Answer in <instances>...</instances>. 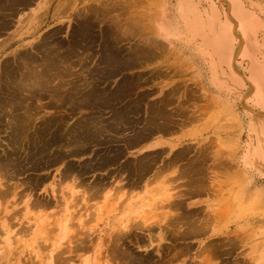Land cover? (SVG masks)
<instances>
[{"label":"rangeland","instance_id":"374dc122","mask_svg":"<svg viewBox=\"0 0 264 264\" xmlns=\"http://www.w3.org/2000/svg\"><path fill=\"white\" fill-rule=\"evenodd\" d=\"M0 9V264H264V0Z\"/></svg>","mask_w":264,"mask_h":264},{"label":"bare ground","instance_id":"6f19581e","mask_svg":"<svg viewBox=\"0 0 264 264\" xmlns=\"http://www.w3.org/2000/svg\"><path fill=\"white\" fill-rule=\"evenodd\" d=\"M20 1H21V0H20ZM24 2H25V1H24ZM8 3H9V2H8ZM25 3H26V2H25ZM0 10H1V9H0ZM238 15H239L242 19L245 20V22H244L243 20H242V21H243L244 23H246V24H244V26H245L246 28H250V27H252V26L254 25V23H253L252 20H251V21L247 20L246 14H244V13L242 12V10H238ZM189 21H190V25L195 27V31H198V32L200 33L201 30H202V26H199L198 22H193V21H191V19H189ZM186 23H187V21H186ZM4 30H5V29H4ZM51 47H53V46H51ZM55 47H56V46H55ZM52 50H53V49H52ZM41 51H42V50H41ZM43 51H44V50H43ZM50 56L53 57L54 55H50ZM55 56H56V54H55ZM53 59H54V58H53ZM44 60H45V59H44ZM54 60H55V59H54ZM58 60H59V59H58ZM78 61H79V60H78ZM53 62H54V61H53ZM51 63H52V61H51ZM58 63H59V62H58ZM61 63H62V62H61ZM53 64H54V63H53ZM56 64H57V63H56ZM51 65H52V64H51ZM62 66H63V65H62ZM62 66H61V67H62ZM67 66H68V65H67ZM67 66H66V67H67ZM34 67H35V66H34ZM36 67H37V66H36ZM38 67H39V66H38ZM40 67H41V66H40ZM53 67L55 68L54 65H53ZM53 67H52V68H53ZM115 67H116V66H115ZM50 68H51V67H50ZM46 69L48 70V68H46ZM35 70H36V69H35ZM54 70H55V69H54ZM58 70H60V69H58ZM36 71H37V70H36ZM36 71H35V72H36ZM49 71H50V70H49ZM47 72H48V71H47ZM50 72H51V71H50ZM53 72L55 73V71H53ZM56 72H57V70H56ZM59 72H61V70L58 71V73H59ZM56 74H57V73H56ZM69 74H70V73H69ZM58 75H59V74H58ZM60 75H61V73H60ZM55 76H56V75H55ZM65 76H66V75H65ZM26 77H27V76H26ZM26 77H25V78H26ZM62 77H63V76H62ZM62 77H61V78H62ZM35 78H37V77H35ZM35 78L32 77V79H30L31 81H30V80L27 81V82L29 83V86H30V83L33 84L34 81L32 82V80H35ZM40 78H41V77H40ZM40 78H39V79H40ZM47 78H48V77H47ZM52 78H53V77H52ZM52 78H50V80H51ZM56 78H57V77H56ZM26 79H27V78H26ZM28 79H29V78H28ZM39 79H38V80H39ZM44 79H45V78H44ZM53 79H54V78H53ZM42 80H43V79H42ZM25 81H26V80H25ZM44 81H45V80H44ZM75 81H76V80H75ZM27 82H26V83H27ZM35 82L38 83L37 79L35 80ZM35 82H34V84L36 85ZM39 82H40V81H39ZM41 82H42V81H41ZM41 82H40V83H41ZM61 82H62V81H61ZM72 82H73V81H72ZM14 83H15V82H14ZM26 83H25V84H26ZM28 83H27V85H28ZM40 83H38L40 86L43 85V84H40ZM73 83H74V82H73ZM17 84H18V83H17ZM25 84H24V85H25ZM62 84H63V83H62ZM22 85H23V84H22ZM22 85H20V86H22ZM27 85H26V86H27ZM39 85H38V86H39ZM50 85H51V84H49V87H51V89H52V86H50ZM58 85H59V83H58ZM15 86H16V85H15ZM26 86H25V87H26ZM40 86H39V88H40ZM45 86H46V85H45ZM45 86H44V87H45ZM47 86H48V85H47ZM47 86H46V87H47ZM84 86H85V85H84ZM25 87H24V88H25ZM27 87H28V86H27ZM36 87H37V85H36ZM41 87H42V86H41ZM44 87H43V89H44ZM58 87H59V86H58ZM58 87H56V88L59 89ZM31 88H33V86H31ZM31 88H30V89H31ZM39 88H37V89H39ZM53 88L56 89L55 87H53ZM20 90H21V89H20ZM24 90H25V89H24ZM27 90H28V89H27ZM40 90H41V88H40ZM46 90H47V89H46ZM59 90H60V89H59ZM68 90H69V89H68ZM42 91H43V90H42ZM52 91H53V90H52ZM63 91H64V90H63ZM27 92H28V91H27ZM43 92H44V91H43ZM47 92H48V91H47ZM76 92H77V91H76ZM40 93H41V92H40ZM54 93H55V90H54ZM57 93H58V92H57ZM60 93H61V92H60ZM50 94H51V93H50ZM55 94H56V93H55ZM25 95H26V94H25ZM69 95H70V94H69ZM49 96H50V95H49ZM51 96H52V94H51ZM62 96H63V95H62ZM62 96H61V97H62ZM33 98H34V97H33ZM52 98H54V97H52ZM87 98H88V96H87ZM24 99H25V98H24ZM39 99H41V98H39ZM83 99H84V98H83ZM89 99H90V98H89ZM16 100H17V98H16ZM26 100H27V99H26ZM37 100H38V98H37ZM67 100H68V99H67ZM78 100H79V99H78ZM18 101H19V100H18ZM28 101H29V100H28ZM54 101H55V100H54ZM54 101H53V102H54ZM62 101H63V100H62ZM30 102H31V100H30ZM60 102H61V101H60ZM36 103H37V102H36ZM58 103H59V102H58ZM71 103H72V102H71ZM80 103H82V102H80ZM10 104H11V103H10ZM15 104H16V103H15ZM22 104H23V101H22ZM69 104H70V103H69ZM67 105H68V103H67ZM16 106H17V105H16ZM16 106H15V107H16ZM24 106H25V104H24ZM26 106H27V104H26ZM29 106H30V105H29ZM39 107H40V106H39ZM4 108H5V107H4ZM27 108H28V107H27ZM30 108H31V107H30ZM8 109H9V108H8ZM33 109H34V108H33ZM21 110H22V109H21ZM14 111H15V110H14ZM23 111H24V110H23ZM23 111H22V112L20 111V112H21L22 114H24ZM35 111H36V110H34V113H35ZM25 112H26V111H25ZM157 112H158V111H157ZM15 113H17V112H15ZM21 113H20V114H21ZM32 113H33V112H32ZM36 113H37V112H36ZM166 113H167V112H166ZM170 113H171V112H170ZM12 114H14V113H13V110H12ZM20 114H19V115H20ZM30 114H31V113H30ZM160 114H161V113H160ZM0 115H2V114H0ZM17 115H18V113H17ZM19 115H18V116H19ZM28 115H29V114H28ZM55 115H56V114H55ZM170 115H171V114H170ZM12 116H14V115H12ZM12 116H11V117H12ZM30 116H32V115H30ZM33 116H34V115H33ZM9 117H10V115H9ZM16 117H17V116H16ZM24 117H25V116H24ZM26 117H28V116H26ZM26 117H25V119L27 120ZM38 117H39V116H38ZM46 117H47V116H46ZM158 117H159V116H158ZM170 117H172V116H170ZM176 117H178V116H176ZM12 118H13V117H12ZM28 118H29V117H28ZM31 118H32V117H31ZM34 118H35V117H34ZM165 118H166V117H165ZM23 119H24V118H23ZM155 119H156V118H155ZM172 119H174V118H172ZM176 119H178V118H176ZM18 120H19V119H18ZM41 120H42V119H41ZM43 120H44V119H43ZM54 120H55V118H54ZM90 120H91V119H90ZM188 120H189V119H188ZM32 121H33V120H32ZM45 121H46V120H45ZM151 121H152V120H151ZM160 121H161V120H160ZM165 121H166V120H165ZM169 121H171V120H169ZM169 121H168V122H169ZM178 121H179V120H178ZM18 122H19V121H18ZM25 122H26V121H25ZM27 122H28V121H27ZM33 122H34V121H33ZM33 122H30V123H33ZM39 122H40V121H39ZM57 122H58V121H57ZM163 122H164V121H163ZM166 122H167V121H166ZM172 122H173V121H172ZM183 122H185V121L183 120ZM46 123H47V121H46ZM173 123H174V122H173ZM33 124H34V123H33ZM36 124H37V123H36ZM36 124H35V125H36ZM55 124H57V123L55 122ZM81 124H82V123H81ZM160 124H161V123H160ZM170 124H171V123H170ZM177 124H178V123H177ZM4 125H5V124H4ZM7 125H8V124H7ZM9 125H11V123H10ZM9 125H8L7 127H9ZM20 125H23V124H20ZM31 125H32V124H31ZM53 125H54V124H53ZM90 125H91V124H90ZM156 125H157V124H156ZM33 126H34V125H33ZM42 126H44V125H42ZM42 126H40V128H41ZM60 126H61V125H60ZM74 126H75V125H74ZM27 127H28V125H27ZM35 127H36V126H35ZM37 127H38V124H37ZM157 127H158V126H157ZM10 128H11V127H10ZM87 128H88V127H87ZM26 129H27V128H26ZM34 129H35V128H34ZM67 129H68V128H67ZM70 129H71V128H70ZM75 129H76V128H75ZM117 129H118V128H117ZM28 130H29V129H28ZM32 130H33V129H32ZM53 130H54V129H53ZM65 130H66V129H65ZM101 130H102V129H101ZM104 130H106V129H104ZM21 131H22V130H21ZM25 131H26V130H25ZM29 131H30V130H29ZM35 131H36V130H35ZM37 131H38V129H37ZM42 131H43V129H42ZM42 131H41V132H42ZM74 131H75V130H74ZM74 131H71V134H72V132H74ZM63 132H64V131H63ZM69 132H70V130H69ZM110 132H111V131H110ZM75 133H76V132H75ZM105 133L107 134V132H105ZM145 133H146V132H145ZM25 134H26V133H25ZM8 136H9V135H8ZM15 136H16V135H15ZM17 136H18V135H17ZM48 136H49V135H48ZM68 136H69V135H68ZM99 136H100V135H99ZM104 136H105V135H104ZM101 137L103 138V136H101ZM105 137H106V136H105ZM18 138H20V137H18ZM22 138H24V136H23ZM26 138H27V137H26ZM10 139H12V138H10ZM27 139H28V138H27ZM67 139H69V137H67ZM76 139H77V138H76ZM91 140H92V139H91ZM20 141H21V140H20ZM23 141H24V139H23ZM15 142H16V141H15ZM17 142H19V141L17 140ZM21 142H22V141H21ZM26 142H27V141H26ZM8 143H9V142H8ZM19 143H20V142H19ZM23 143H24V142H23ZM89 143H90V142H89ZM89 143H88V144H89ZM59 144H60V143H59ZM68 144H69V143H68ZM74 144H76V143H74ZM7 145H8V144H7ZM8 146H9V145H8ZM14 146H17V144L14 145ZM21 146H22V145H21ZM54 146H55V145H54ZM68 146H69V145H68ZM73 146H74V145H73ZM18 147H19V146H18ZM64 147H66V146H63V149H64ZM11 148H13V147H11ZM14 148H15V147H14ZM52 148H53V147H52ZM56 148H57V147H56ZM26 149H27V148H26ZM72 149H73V147H72ZM12 150H13V149H12ZM33 150H34V149H33ZM60 150H61V148H60ZM67 150H68V152H69V149H67ZM28 151H29V150H28ZM28 151H27V152H28ZM50 151H52V149H51ZM20 152H21V151H20ZM20 152H19V153H20ZM31 152H32V150H31ZM34 152H35V151H34ZM66 152H67V151L65 150V153H66ZM5 153H6V152H5ZM12 153H14V152L12 151ZM15 154H17V153H15ZM22 154H23V153H22ZM51 154H52V153H51ZM11 155H12V154H11ZM18 155H19V154H18ZM24 155H25V154H24ZM13 156H15V155H13ZM25 156H26V155H25ZM40 156H41V155H40ZM55 156H56V155H55ZM104 156H106V155H104ZM4 157H5V156H4ZM4 157H3V158H4ZM15 157H16V156H15ZM15 157H14V158H15ZM23 157H24V156H23ZM36 157H37V156H36ZM38 157H39V156H38ZM79 157H80V156H79ZM9 158H10V157H9ZM9 158H8V159H9ZM12 158H13V157H12ZM21 158H22V157H21ZM73 158H75V157H73ZM76 158H77V157H76ZM4 159H5V158H4ZM50 159H51V158H50ZM69 159H70V158H69ZM41 160H42V158H41ZM48 160H49V159H48ZM12 161H13V160H12ZM25 161H26V160H25ZM60 161H61V160H60ZM6 163H7V162H6ZM45 163H46V162H45ZM53 163L55 164V162H53ZM62 163H63V162H62ZM4 164H5V163H4ZM8 164H9V163H8ZM8 164H7V165H8ZM54 164H53V165H54ZM59 164H60V163H59ZM59 164H58V165H59ZM64 164H65V163H64ZM7 165H6V166H7ZM65 165H66V164H65ZM69 165H70V164H69ZM147 165H149V164H147ZM0 166H1V165H0ZM14 166H15V164H14ZM7 167H9V166H7ZM188 167H189V166H188ZM12 168H13V167H12ZM12 168H11V169H12ZM63 168H64V167H63ZM70 168H71V167H70ZM141 168H142V167H141ZM7 169H8V168H7ZM7 169L5 168V170H7ZM14 169H15V168H14ZM91 169H92V166H91ZM137 169H138V168H137ZM0 170H1V169H0ZM1 171H2V170H1ZM11 171H13V170H11ZM65 171H66V170H65ZM183 171H184V170H183ZM3 172H4V171H3ZM5 172L7 173L8 171H5ZM63 172H64V171H63ZM63 172H62V173H63ZM185 172H188V170L185 171ZM62 173H61V174H62ZM183 173H184V172H183ZM63 174H64V173H63ZM68 174H69V172H68ZM68 174H67V175H68ZM9 175H10V174H9ZM65 175H66V174H65ZM67 175H66V176H67ZM73 175H75V174L73 173ZM141 175H142V174H141ZM188 175H189V174H188ZM68 176H69V175H68ZM85 176H86V175H85ZM142 176H144V175H142ZM0 177H1V176H0ZM3 177H4V179H6V178H5L6 176H3ZM10 177H11V176H10ZM1 178H2V177H1ZM1 178H0V180H1ZM7 178H8V177H7ZM11 178H13V177H11ZM16 178H17V177H14V179H16ZM19 178H20V177H19ZM29 178H30V177H29ZM62 178H63V176H62ZM64 178H65V177H64ZM199 178H200V177H199ZM2 180H3V179H2ZM64 180H66V179H64ZM83 180H85V179H83ZM151 181H153V180H151ZM151 181H150V182H151ZM17 182H18V181H17ZM97 182H98V181H97ZM13 183H14V182H13ZM193 183H194V182H193ZM25 184H26V183H25ZM25 184L23 183V185H25ZM29 184H30V183H29ZM79 184H80V183H79ZM194 184H196V183H194ZM12 185H13V184H12ZM23 185H22V186H23ZM81 185H82V184H81ZM102 185H103V184H102ZM198 185H199V184H198ZM15 186H16V185H14L13 187H15ZM82 186H83V185H82ZM200 186H201V185H200ZM203 186H205V185H203ZM11 187H12V186H11ZM18 187H19V186H18ZM23 187H24V186H23ZM37 187H38V186H37ZM84 187H85V186H84ZM24 188H26V187H24ZM57 188H58V186H57ZM79 188H80V187H79ZM92 188H94V189L96 188V189H97V187H92ZM101 188H102V187H101ZM101 188H100V189H101ZM195 188H196V187H195ZM197 188H198V187H197ZM202 188H203V187H202ZM3 189H6L7 192H8V189H7V188H3ZM15 189H16V188H15ZM89 189H90V188H89ZM191 189H192V188H191ZM6 190H5V191H6ZM17 190H18V189H17ZM20 190H22V189H20ZM24 190H25V189H24ZM34 190H35V189H34ZM34 190H33V193H34ZM57 190H58V189H57ZM91 190H92V189H91ZM102 190H104V189L102 188ZM201 190H202V189H201ZM1 191H2V190H1ZM25 191H26V190H25ZM69 191H70V189H69ZM95 191H96V190H95ZM7 192H5V193H7ZM21 192H22V191H20V193H21ZM23 192H24V191H23ZM48 192H49V191H48ZM92 192H93V191H92ZM193 192H195V191H193ZM198 192H200V191L198 190ZM12 193H13V192H12ZM16 193H18V191H17ZM70 193H71V192H70ZM74 193L76 194V192H74ZM83 193H84V192H83ZM83 193H82V195L84 196ZM88 193H90V192H88ZM96 193H97V191H96ZM100 193H101V191H100ZM195 193H196V192H195ZM10 194H11V193H9L8 195H10ZM94 194H95V193H94ZM184 194H186V193H184ZM1 195H2V194H1ZM4 195H5V194H4ZM11 195H12V194H11ZM15 195H16V194H15ZM19 195H20V194H19ZM31 195H33V194H31ZM31 195H30V196H31ZM52 195H53V194H52ZM52 195H51V196H52ZM77 195H78V194H77ZM87 195H88V194H87ZM182 195H183V193L181 194V197L183 198L184 195H183V196H182ZM6 196H7V194H6ZM20 196H22V194H21ZM20 196H19V197H20ZM23 196H25V195H23ZM27 196H28V195H27ZM57 196H58V195H57ZM57 196H56V197H57ZM94 196H95V195H94ZM97 196H98V195H97ZM186 196H187V195H186ZM14 197H15V196H14ZM71 197H72V196H71ZM73 197H75V196H73ZM176 197H178V196H176ZM20 198H21V197H20ZM27 198H29V197H27ZM27 198H26V199H27ZM84 198H86V194H85V197H84ZM96 198H97V197H96ZM96 198L93 197V199H96ZM81 199H82V198H81ZM87 199H88V198H87ZM169 199H170V198H169ZM171 199H172V198H171ZM175 200L177 201V198H176ZM175 200H174V202H172L173 204L175 203ZM179 200H181V199H179ZM3 201H4V200H3ZM7 201H8V200H7ZM7 201H6V202H7ZM33 201H34V199H33ZM41 201H42V200H41ZM60 201H61V199H60ZM60 201H58V203H59ZM164 201H165V200H164ZM8 202H9V201H8ZM35 202H36V201H35ZM87 202H88V201H87ZM87 202H85V203H87ZM165 202H166V201H165ZM177 202H179V201H177ZM181 202H182V201H181ZM166 203H167V202H166ZM170 203H171V202H170ZM0 204L3 205V203H0ZM17 204H18V203H17ZM29 204H30V203H29ZM29 204H27V205H29ZM33 204H34V203H33ZM51 204H52V203H51ZM162 204H163V203H162ZM167 204H168V203H167ZM181 204H182V203H181ZM181 204H180V205H181ZM22 205H23V204H22ZM174 205H176V203H175ZM23 206H25V205H23ZM30 206H32V205H30ZM49 206H50V205H49ZM176 206H177V205H176ZM178 206H179V204H178ZM0 208H1V207H0ZM29 209H30V208H29ZM10 210H11V209H10ZM8 211H9V210H8ZM14 211H15V210H14ZM17 212H20V211H17ZM9 213H10V212H9ZM12 213H14V212H12ZM1 214H2V212H1ZM20 214H21V212H20ZM9 215H11V214H9ZM176 215L180 216V214H176ZM176 215H174V216L176 217ZM4 216H5V215H4ZM2 217H3V216H2ZM2 217H0V218H2ZM22 217H23V216H22ZM24 217H25V216H24ZM50 217H51V216H50ZM170 217H172V216L170 215ZM175 217H174V218H175ZM184 217H185V216H184ZM6 218H7V217H6ZM10 218H11V217H10ZM20 218H21V217H20ZM20 218H19V220H20ZM172 218H173V217H172ZM174 218H173V219H174ZM176 218H177V217H176ZM187 218H188V217H187ZM187 218H185V220H184L185 222H186V219H187ZM192 218H193V217H192ZM169 219H170V218H169ZM177 219H178V218H177ZM190 219H191V218H190ZM16 220H18V219H16ZM21 220H22V219H21ZM167 220H168V219H167ZM138 221H139V220H138ZM169 221H170V220H169ZM177 221H181L180 218H179V220H177ZM188 221L191 222L190 220H188ZM193 221H194V219H192V222H193ZM0 222H1V221H0ZM3 222H4V221H3ZM7 222H8V220H7ZM11 222H13V221H11ZM140 222H141V221H140ZM180 223H181V222H180ZM5 224H6V223H5ZM13 224H14V222H13ZM143 224H145V222H144ZM184 224H185V223H184ZM187 224H188V223H187ZM14 225H15V224H14ZM178 225H179V224H178ZM181 225H182V224H181ZM199 225L202 227V223L199 224ZM12 226H13V225H12ZM143 226H144V225H143ZM172 226H173V225H172ZM187 226H188V225H187ZM189 226H190V225H189ZM200 226L197 227V225H196L197 228H199ZM5 227H6V226H5ZM126 227L128 228V226H126ZM145 227H146V226H145ZM179 227H180V226H179ZM179 227H178V228H179ZM184 227H185V226H184ZM194 227H195V226H194ZM201 227H200L199 229H201ZM173 228H174V226H173ZM175 228H176V227H175ZM178 228H177V229H178ZM181 228H182V227H181ZM188 228H189V227H188ZM191 228H193V227H191ZM197 228H196V230H197ZM128 229H129V228H128ZM131 229H132V228H131ZM136 229H137V228H136ZM148 229H150V228H148ZM151 229H153V228H151ZM154 229H155V228H154ZM162 229H163V228H162ZM167 229L169 230V228H167ZM167 229H166V230H167ZM194 229H195V228H194ZM199 229H198V230H199ZM160 230H161V229H160ZM170 230H171V229H170ZM3 231H4V230H3ZM3 231H2V232H3ZM22 231H23V230H22ZM53 231H54V230H53ZM148 231H149V230H148ZM150 231H151V230H150ZM162 231H163V230H162ZM172 231H173V230H172ZM190 231H191V230H190ZM199 231H200V230H199ZM203 231H204V230H203ZM6 232H7V231H6ZM19 232H21V231H19ZM127 232H128V231H127ZM152 232H153V231H152ZM178 232H179V231H178ZM193 232H194V230H193ZM195 232H196V231H195ZM120 233H121V232H120ZM133 233H134V232H133ZM133 233H132V234H133ZM159 233H160L159 236H160V244H161V242H164V241H165V237H166L168 234L166 235V234H165L166 232H165V233H163V232H159ZM196 233H197V232H196ZM19 234H20V233H19ZM172 234H173V233H172ZM185 234H186V233H185ZM21 235H22V233H21ZM183 235H184V234H183ZM194 235H196V234H194ZM49 236H50V235H49ZM84 236H85V235H84ZM121 236H122V235H121ZM149 236H150V235H149ZM119 238H121V237H119ZM122 238H124V237H122ZM134 238H135V237H134ZM150 238H152V237H150ZM153 238H154V237H153ZM184 239H185V238H184ZM82 240H83V239H82ZM118 241H119V239H118ZM150 241H151V240H150ZM113 243L116 244L115 242H113ZM120 243H121V242H120ZM158 243H159V242H158ZM128 244H129V243H128ZM152 244H153V243H152ZM212 244H213V243H212ZM77 245H78V244H77ZM116 245H117V244H116ZM156 245H157V244H156ZM158 245H159V244H158ZM161 245H162V244H161ZM161 245H160V246H161ZM217 245H218V244H217ZM87 246H88V245H87ZM111 246H112V245H111ZM122 246H123V245H122ZM139 246H140V245H139ZM160 246H159V247H160ZM207 246H208V245H207ZM114 247H115V246H114ZM120 247H121V246H120ZM222 247H223V246H222ZM222 247H221V248H222ZM84 248H86V247H84ZM124 248H125V247H124ZM157 248H158V247H157ZM213 248H214V247H213ZM219 248H220V247H219ZM90 249H91V248H90ZM117 249H118V248H117ZM146 249L149 250L150 247H148V248H146ZM215 249H216V248H215ZM120 250H121V249H120ZM123 250H125V249H123ZM54 251H55V250H54ZM84 251H85V249H84ZM110 251H111V250H110ZM145 251H146V250H145ZM9 252H10V251H9ZM75 252H76V251H75ZM103 252H104V251H103ZM103 252H102V253H103ZM121 252H122V251H121ZM125 252H126V251H125ZM125 252H124V253H125ZM4 253H5V252H4ZM12 253H13V252H12ZM116 253H117V252H116ZM118 253H119V252H118ZM124 253H122V254H124ZM18 254H19V253H18ZM99 254H101V253L99 252ZM122 254H120V255H122ZM4 255H5V254H4ZM6 255H7V253H6ZM124 255H126V254H124ZM128 255H129V254H128ZM110 256H111V255H110ZM132 257H133V256H132ZM6 258H7V257H6ZM10 258H11V257H10ZM2 259H3V258H2ZM14 259H15V258H14ZM17 259H18V258H17ZM115 259H116V258H115ZM10 260H11V259H10ZM37 260H38V259H37ZM122 261H123V260H122ZM210 261H211V260H210ZM9 262H10V261H9ZM91 262H92V261H91ZM125 262H126V260H125ZM0 263H1V262H0ZM5 263H6V262H5ZM7 263H8V262H7ZM42 264H43V263H42Z\"/></svg>","mask_w":264,"mask_h":264},{"label":"crops","instance_id":"0c3cea01","mask_svg":"<svg viewBox=\"0 0 264 264\" xmlns=\"http://www.w3.org/2000/svg\"><path fill=\"white\" fill-rule=\"evenodd\" d=\"M157 143H160V141H152L149 145H148V147L149 146H153V145H155V144H157ZM159 149H161V146H156L155 148H152V149H150V150H148V151H154V150H159ZM198 200H201V199H194L193 201H190V202H196V201H198ZM201 205V203H199V204H197V206H200Z\"/></svg>","mask_w":264,"mask_h":264}]
</instances>
